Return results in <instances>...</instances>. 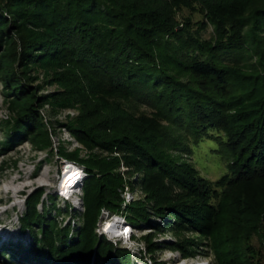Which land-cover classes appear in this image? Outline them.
<instances>
[{"label": "trees", "instance_id": "obj_1", "mask_svg": "<svg viewBox=\"0 0 264 264\" xmlns=\"http://www.w3.org/2000/svg\"><path fill=\"white\" fill-rule=\"evenodd\" d=\"M229 2L228 9L215 16L222 32L213 43H206L175 29L177 13L169 0H0V81L14 114L6 121L2 149L23 140L38 149L51 148L40 108L48 104L54 111L58 104L73 105V96H77L73 82L77 79L66 75L71 69L63 64L83 72L90 84L106 86L109 92L152 107L185 131L181 137L156 132L148 139L123 132L108 136L84 118L69 121L68 131L89 149L88 156L80 157L77 150L67 151L62 144L57 148L62 158L83 166L84 208L74 214L82 221L68 237L69 223L59 228L49 209H37L42 196V189L37 188L26 196V208L19 217L21 230H30L32 240L28 245L9 246V256L20 254L38 264H138L129 249L99 232L97 222L104 207L138 228L147 225L159 230L157 222L151 221L154 214L180 229L196 231L199 236L173 247L185 256L195 252L205 237L219 264H235L239 250L233 239L237 240L215 228L219 217L225 216V226L236 229L238 202L223 189L218 201H211V187L189 163L180 164L158 149L164 146L158 143L175 142L190 151L193 143L210 138L218 143V151L231 156L228 177H222L221 183L234 186L264 178V62L250 76H238L246 79L244 88L229 95L239 78L223 61H237L243 54L241 30L245 26L251 24L264 32V0L247 15L239 8V0ZM50 64L66 79H58L57 92L40 94L41 85L33 86L38 77L32 73L52 69ZM45 75L47 79L54 76ZM95 147L110 155L92 151ZM113 152L122 155L130 167L144 165L160 173L181 193L166 194L148 183L146 188L133 181L145 199H134L121 210L124 181L117 171L120 160ZM142 239L146 251L153 253L158 248L152 233ZM250 253L252 257L256 254L254 250Z\"/></svg>", "mask_w": 264, "mask_h": 264}, {"label": "rangeland", "instance_id": "obj_2", "mask_svg": "<svg viewBox=\"0 0 264 264\" xmlns=\"http://www.w3.org/2000/svg\"><path fill=\"white\" fill-rule=\"evenodd\" d=\"M261 1L239 0V8L244 15H247ZM169 3L173 5V9L177 13L175 29H182V33H191L200 41L213 43L222 32L216 26L215 16L228 9L230 2L229 0H169ZM255 28L249 24L241 30L245 45L241 57L237 61L223 60L228 63L226 65H229L228 68L234 77L250 76L260 67V63L264 62V32L255 30ZM50 65L52 69L39 68L32 73L38 77L33 82V86L41 85L40 94L57 92L61 87L58 79H66L67 75L72 77L71 79H77L73 80L74 92L77 96H73L75 97L73 105L58 104L54 111L48 104L40 108L43 122L48 127L52 141L50 149H38L29 140L19 141L13 146L3 149L0 147V264H38L36 261L24 259L20 254L13 253L11 254L13 256L8 254L11 251L8 249L9 246L15 243L28 245L32 240L30 230H21L19 217L25 211L26 196L37 188L42 189V196L36 205L37 209L43 212L49 209L51 218L55 220L59 228L69 223L68 237L82 221L74 214H79L84 208L81 198L83 179L79 181V185L70 196L59 195V182L64 175L61 172L64 164L62 161L66 159L58 154V145L62 144L67 151L77 150L80 157H86L89 153V149L66 128L69 121H73L77 117L84 118L87 124L92 125V128L103 131L106 135L110 132H116L115 134L123 132L134 138L148 139L152 137L153 132L173 137H181L185 133L181 126L171 124L163 118V114L158 113L152 107L120 93L109 92V89H105L106 86L90 84L89 78L84 76L80 70H73L71 65L63 64L64 67L71 69V74L65 76L58 74L60 72L54 66L55 64ZM47 72L54 76L47 79L45 75ZM238 78L239 82L234 83L229 95H237L244 88L246 79ZM13 115L9 97L5 95L3 84L0 81V143L5 140L6 121H11ZM217 133L222 137L224 135L221 130ZM174 143H158L160 146L164 145L163 148L158 149H162L163 155L169 156L180 164L189 163L211 187V201L217 202L223 189V191L231 193L236 203L238 202L236 204L239 210L237 216L240 220L236 222V229L233 227V230H230L229 225L225 226V216H222V219L219 217L218 226L215 228L216 232L222 231L221 233H223L225 231L230 238L233 235L237 240L233 239V244H238L239 250V258L236 259L238 262L235 261V264H264V178L245 180L234 186H229L226 181L221 183L222 177H228L226 175L229 174L228 162L231 161V156L225 150L218 151L219 145L215 140L204 138L190 145V151H183ZM92 151L110 155L97 147ZM112 155L120 160L117 171L124 181L120 190L123 199L121 210L123 206L134 199H145L144 191L133 181L143 183L146 188L148 183L151 187H157L158 191L164 190L166 194L169 192L181 193L177 185L162 177L160 173L154 172L144 165L138 168L130 167L118 152H113ZM79 165L83 167L81 164ZM82 173L85 172L82 171ZM125 193H129L131 196L126 197ZM50 196H54L53 199ZM149 201L146 200V203ZM114 216H119V214L103 207L97 225L100 226L107 217L105 222L114 226L115 223H112ZM114 219L116 218L114 217ZM154 220L157 222L159 230L150 229L147 225L138 228L128 222L131 226L128 238H124L123 234L119 236L116 233H110V236H108L109 233L103 235L109 240L121 244L119 246L129 249L131 258L138 264H219L216 252L210 249L209 240L205 237H203L204 242L196 248L195 252L185 256L179 252L177 247H173L179 241L199 236L198 232L180 229L152 214L151 221ZM126 225L123 220L120 228H124ZM170 228L173 230H169ZM175 229L176 231H174ZM216 232L214 233L215 239L217 238ZM150 233H152V241H155L158 247L153 253L146 251L145 242L142 239L143 235ZM113 245L117 246L114 243ZM186 247L191 246L186 245ZM245 248L249 249V253H246ZM251 250L256 252L253 257L250 253ZM246 255L250 259L246 258Z\"/></svg>", "mask_w": 264, "mask_h": 264}, {"label": "bare ground", "instance_id": "obj_3", "mask_svg": "<svg viewBox=\"0 0 264 264\" xmlns=\"http://www.w3.org/2000/svg\"><path fill=\"white\" fill-rule=\"evenodd\" d=\"M74 166H75L74 164H72L71 162H68L66 167H65L64 173H63L64 175L60 179L59 190L61 191V193L63 195L66 194L67 196H70L71 193L74 192L75 188H77V186L79 185V181H78L79 179H76V178H78L79 174H77L78 172L76 171V168ZM74 179L76 180V182L74 183L73 187H71L72 186L71 182ZM83 180H84V178H83ZM115 221L120 222V220L113 218L112 223L115 222ZM105 223H108V224L102 223V225L105 226V227L111 225L109 222H105ZM115 225H117V224H115ZM107 233H109L108 236L111 235L110 232H107ZM102 234H104V233H102ZM121 235L122 234H119V236H121ZM129 236H130V233H129V235L127 237H124V238H128Z\"/></svg>", "mask_w": 264, "mask_h": 264}, {"label": "built area", "instance_id": "obj_4", "mask_svg": "<svg viewBox=\"0 0 264 264\" xmlns=\"http://www.w3.org/2000/svg\"><path fill=\"white\" fill-rule=\"evenodd\" d=\"M62 162L64 163L63 164L62 171H61L62 174H63L64 173V170H65V167H66V165H67L68 162L66 160H64ZM71 163L75 165L74 167L76 168V171L78 172L77 174H79V176L81 174H84L85 175V173H82V171H84L83 167H81L79 164H77L75 162H72L71 161ZM79 176L76 179H79ZM75 182H76V180L74 179L71 183L73 184ZM71 187H73V185ZM59 193H60L59 195L62 194L60 190H59ZM125 195H126V197H130L131 196L129 193H125ZM114 217L116 219L120 220V222H116L115 221L116 223L115 222L114 223L117 224V225H114V226L113 225H109V226L105 227V226L102 225V223H105V220L107 219V217H106V219L103 222H101V224L99 226V232L102 234V233H107V232H110L111 231L110 233L123 234L124 237H127L129 235V233H130V229L129 228L131 226H129V224L125 220V217L124 216L119 215V216H114ZM114 217H112V218H114ZM123 220H124V223H126L127 225L124 228H120V225L122 224V221ZM117 226H118V228H117Z\"/></svg>", "mask_w": 264, "mask_h": 264}, {"label": "clouds", "instance_id": "obj_5", "mask_svg": "<svg viewBox=\"0 0 264 264\" xmlns=\"http://www.w3.org/2000/svg\"><path fill=\"white\" fill-rule=\"evenodd\" d=\"M83 178H84V175L81 174V175L79 176V180H78V181H80V180L83 179ZM73 185H74V183H73Z\"/></svg>", "mask_w": 264, "mask_h": 264}]
</instances>
